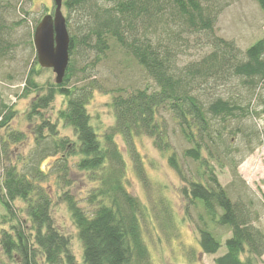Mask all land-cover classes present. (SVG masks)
Segmentation results:
<instances>
[{
	"label": "trees",
	"instance_id": "trees-1",
	"mask_svg": "<svg viewBox=\"0 0 264 264\" xmlns=\"http://www.w3.org/2000/svg\"><path fill=\"white\" fill-rule=\"evenodd\" d=\"M219 1H64L71 38L70 64L63 83L49 84L45 94L34 79L39 70L33 67L28 73L24 95L36 93L29 118L39 117L41 123L33 132L35 149L28 159L19 157L3 165L2 220L4 224L16 223L0 233L5 259L0 264H79L71 252L70 239L56 229L51 217V192L44 186L49 173L41 167L45 159L52 161L51 157L56 159L50 171L59 175L60 199L77 229L83 264H153L141 223L145 209L129 191L128 162L117 139L130 147L133 168L145 181L134 143L148 137L159 151L169 152L163 114L190 147L183 157L199 164L198 180L189 181L176 153L169 157L170 167L187 184L185 200L203 212L198 229L202 254L214 256L219 252L223 244L215 229L225 228L231 237L224 245L226 253L216 258L215 264H255L264 257V231L257 225L260 216L253 201L242 199V195L233 200L215 172L216 168L234 167V175L239 177V165L262 143L255 126H243L254 114L264 117V39L243 53L233 42L217 37ZM255 1L264 12V0ZM10 2L0 0V57L9 45L7 32L11 29L5 16ZM73 16L75 31L70 23ZM190 39L197 44L206 42L211 53L180 66ZM110 42L143 68L155 88L115 91L111 104L115 124L101 134L92 125L87 109L96 82L72 83L79 78L76 63L106 54ZM86 68L89 66L83 71ZM56 96L65 99L58 120L73 129L76 142L58 139L55 125L43 118L41 111L48 109ZM254 100L259 110L253 108ZM15 117L13 109L0 98V132L7 131ZM229 136L235 140L239 137L241 144L234 147ZM24 139L21 133H11L1 140L11 151ZM75 170L92 185L84 199L89 210L70 191ZM19 200L25 205V219L19 218L14 205Z\"/></svg>",
	"mask_w": 264,
	"mask_h": 264
},
{
	"label": "rangeland",
	"instance_id": "rangeland-1",
	"mask_svg": "<svg viewBox=\"0 0 264 264\" xmlns=\"http://www.w3.org/2000/svg\"><path fill=\"white\" fill-rule=\"evenodd\" d=\"M11 9L7 10L5 19L11 31L7 32L9 45L6 52L0 57V98L16 113L7 131L0 132V184L3 179V165H10L21 157L27 160L29 154L35 149V136L33 134L40 118L31 121L29 115L36 93L24 95L25 82L30 70L35 67L39 70L35 82L42 87V94L48 92L51 85H56V75L52 70L43 69L37 61L36 50L33 43L35 27L46 16L54 13L53 0H11ZM219 18L215 27L216 36L233 42L243 53L258 41L264 39V12L255 0H221L218 2ZM64 5V4H63ZM62 12L66 19L68 14L63 6ZM72 30H76V17L70 18ZM70 33L72 31L70 30ZM185 40L186 36L183 37ZM185 54L180 59V66L198 61L203 56L211 53V48L206 42L197 44L190 39ZM36 63V64H35ZM75 72L79 78L73 79L72 84H88L96 82V90L88 105V113L92 125L102 134L115 124L114 111L111 107L112 96L117 90L132 92L149 86L154 89L146 72L134 60L130 59L125 51L119 49L116 44L110 42L109 51L97 57L92 55L83 63H76ZM89 66V69L86 68ZM76 82V83H75ZM51 84V85H49ZM49 85V86H48ZM41 94V95H42ZM253 108L259 110L257 102H252ZM65 108V99L56 96L54 102L46 110L41 111L43 118L55 125L58 130V139L68 138L76 142V136L72 128L65 126L58 120V113ZM166 122L169 152L159 151L154 140L141 137L135 140L134 151L142 161L145 171V181H142L133 168V156L130 147L120 138L117 139L121 147L124 159L128 162V186L130 193L138 198L144 206V214L141 217L144 237L151 252L153 264H215L218 257L226 253L225 242L231 237L228 229L216 228L215 234L221 240L223 247L212 255L202 254L199 241V217L203 215L198 205L185 200L183 194L187 184L179 178L169 165V157L176 153L184 176L189 181H197L199 164L186 160L184 151L189 145L180 136L176 125L168 115L163 114ZM244 122L246 126H255L261 136L260 145L248 155L238 167L239 177L234 175V167L224 170L216 168L215 172L222 187L230 194L233 200L239 195L247 201L252 200L256 211L259 213L258 226L264 231V117L252 115ZM235 128V127H233ZM21 133L25 139L7 149L2 144V138L6 134ZM47 135V132H45ZM233 140L237 147L239 137ZM58 158V156H57ZM47 158L41 164L42 169L48 172L44 186L49 188L52 197L51 217L54 226L61 234L68 237L71 242V252L83 264V248L78 239L77 229L71 219L66 205L60 199L59 175L50 169L56 157ZM240 160V157L239 159ZM72 160L71 164H73ZM23 169V168H22ZM76 171V170H75ZM73 172L71 175L72 195L86 207L85 198L92 185L81 172ZM236 186L233 187V185ZM245 184V185H244ZM1 187V186H0ZM1 189V188H0ZM241 198V197H240ZM15 207L20 219H25L22 201H16ZM0 233L3 229L9 230L16 223H3L5 216L4 207L0 205ZM3 207V208H2ZM206 221V219H205ZM0 261H5L0 245ZM255 264H264V257Z\"/></svg>",
	"mask_w": 264,
	"mask_h": 264
},
{
	"label": "water",
	"instance_id": "water-1",
	"mask_svg": "<svg viewBox=\"0 0 264 264\" xmlns=\"http://www.w3.org/2000/svg\"><path fill=\"white\" fill-rule=\"evenodd\" d=\"M64 1L53 0L54 13L40 21L33 37L39 66L52 70L58 85L63 83L70 64L71 38L62 12Z\"/></svg>",
	"mask_w": 264,
	"mask_h": 264
}]
</instances>
